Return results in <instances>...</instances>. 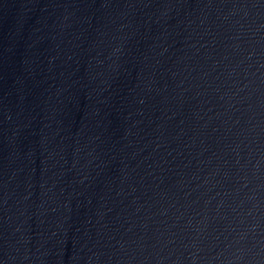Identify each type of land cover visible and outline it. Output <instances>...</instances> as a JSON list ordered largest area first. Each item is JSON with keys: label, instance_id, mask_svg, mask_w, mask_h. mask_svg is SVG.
I'll return each mask as SVG.
<instances>
[{"label": "water", "instance_id": "water-1", "mask_svg": "<svg viewBox=\"0 0 264 264\" xmlns=\"http://www.w3.org/2000/svg\"><path fill=\"white\" fill-rule=\"evenodd\" d=\"M61 264H264V0H0Z\"/></svg>", "mask_w": 264, "mask_h": 264}]
</instances>
